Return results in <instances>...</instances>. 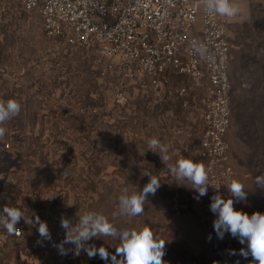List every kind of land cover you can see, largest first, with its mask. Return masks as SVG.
I'll list each match as a JSON object with an SVG mask.
<instances>
[{
    "label": "rangeland",
    "instance_id": "obj_1",
    "mask_svg": "<svg viewBox=\"0 0 264 264\" xmlns=\"http://www.w3.org/2000/svg\"><path fill=\"white\" fill-rule=\"evenodd\" d=\"M234 2L240 11L228 18L232 35L228 138L235 180L248 192L247 201L235 202L234 207L251 215L264 213V190L256 184V177L264 175V0ZM12 6L0 22V99H15L21 111L0 125L6 129L0 139L11 141L16 150L0 152V202L25 206L17 225L24 227V236L39 239L36 225L28 223L38 215L51 236L62 240V216L75 222L96 211L118 230L151 228L166 241V264H232L237 259L248 264L239 255L227 254L245 245L229 234L220 240L214 229H208L203 205L209 193L196 199L191 185H178L168 171L180 158L203 163L199 147L204 122L194 98L204 94L205 84L171 76L170 85L184 82L195 89L186 107L185 98L170 88L158 93L146 82L124 76L118 66L105 70L107 60L98 50L73 48L46 37L38 12ZM153 137L168 149V165L150 150ZM144 171L156 175L161 187L149 196L143 214L119 215V196L142 190L149 180ZM90 243L106 247L110 254L119 245L112 237L93 238ZM50 253L51 260L42 264H105L84 252H72L67 263L64 256L56 259L53 250Z\"/></svg>",
    "mask_w": 264,
    "mask_h": 264
},
{
    "label": "built area",
    "instance_id": "obj_2",
    "mask_svg": "<svg viewBox=\"0 0 264 264\" xmlns=\"http://www.w3.org/2000/svg\"><path fill=\"white\" fill-rule=\"evenodd\" d=\"M22 10L38 12L43 33L73 48L98 50L107 60L105 70L119 67L124 76L149 84L158 93L172 89L191 103L195 90L190 83L170 85L171 76H186L204 83L197 101L203 110L204 130L199 156L209 175V199L203 209L213 229L211 197L227 199V186L235 179L228 138L231 121L232 35L228 17L208 14L198 0H17ZM5 7H0V22ZM192 84V83H191ZM171 86V87H170ZM14 149L0 139V152ZM0 231L1 242L13 243L26 236ZM0 264H13L0 248Z\"/></svg>",
    "mask_w": 264,
    "mask_h": 264
},
{
    "label": "clouds",
    "instance_id": "obj_3",
    "mask_svg": "<svg viewBox=\"0 0 264 264\" xmlns=\"http://www.w3.org/2000/svg\"><path fill=\"white\" fill-rule=\"evenodd\" d=\"M198 3L208 14H218L222 17L232 18L240 11L234 0H198ZM20 111L21 105L15 99L6 101L0 99V125L19 115ZM5 132V127L0 126V138L4 137ZM148 146L153 153L159 155L164 165H168L170 160L168 149L159 139L151 138ZM168 171L178 185H184L180 182L190 184V188L198 194L196 199L207 195L210 184L204 163L191 158H180L174 165L168 166ZM142 175L149 177L142 190L130 195L125 191L119 196V215L136 217L143 214L149 196H154L161 187L158 177L150 171H144ZM256 184L259 189L264 190V175L256 177ZM227 189L229 193L227 199L217 193L211 197L209 205V210L215 216L213 229L216 236L223 240L225 234H229L232 238L238 239L241 245H245L239 249V252L235 249L228 250L229 256L239 255L247 260L248 264H264V213L257 211L249 215L234 207L235 202L247 201L248 192L240 181L233 179ZM23 215L18 208L5 205L0 211V225L9 235H18L20 229L17 225L23 219ZM28 223L37 227L38 245L52 240L47 222L42 221L38 215ZM60 226L64 230V238L58 244L54 243L53 247L61 256H67L72 252L79 255L84 252L89 258L99 256L105 264H166L164 261L166 241L154 234L147 226L139 230L127 228L118 230L104 214L96 211H88L80 215L75 222L62 216ZM101 237H112L119 241L115 254H110L104 246L97 247L90 243L93 238ZM207 239L211 240V235ZM66 245L74 247L69 248ZM216 264L220 262L217 261ZM232 264H241V261L237 259Z\"/></svg>",
    "mask_w": 264,
    "mask_h": 264
},
{
    "label": "crops",
    "instance_id": "obj_4",
    "mask_svg": "<svg viewBox=\"0 0 264 264\" xmlns=\"http://www.w3.org/2000/svg\"><path fill=\"white\" fill-rule=\"evenodd\" d=\"M12 5H15V8H21L17 2V0H14L13 2L11 0H0V7L1 6H4L5 7V11H7L8 9H10L11 7H13ZM14 8V9H15ZM22 9V8H21ZM24 11V10H23ZM231 61H232V56H231ZM194 104L196 106H199L200 110H201V115H202V118H203V110H202V107L201 105L197 102V101H194ZM3 198L5 196L9 197V195H5V194H2ZM11 197H13L14 195L13 194H10ZM8 203V202H7ZM10 207H16L19 209L18 206L16 205H8ZM4 205L3 203L0 202V211H2ZM20 210V209H19ZM3 231V233H7L6 229L3 228L2 225H0V231ZM0 237H5V235L1 236ZM31 238H27L25 237L24 239H21L19 242L17 243H12L10 241V244H11V249L9 251H7L8 249H5L8 256H10L12 259H13V262H16L17 264L19 263L20 264V261H21V264H42V263H45L46 261H48L50 259V257L48 256L52 250L53 251H57L54 250L55 248L53 247L52 244L53 243H50L48 241H46L44 244H45V248L41 249L40 251L37 249V248H34L31 244ZM50 243V245H49ZM22 245L19 247V245ZM49 245V247L47 246ZM51 245H52V248H51ZM51 254V253H50ZM21 260L19 261L18 259Z\"/></svg>",
    "mask_w": 264,
    "mask_h": 264
},
{
    "label": "trees",
    "instance_id": "obj_5",
    "mask_svg": "<svg viewBox=\"0 0 264 264\" xmlns=\"http://www.w3.org/2000/svg\"><path fill=\"white\" fill-rule=\"evenodd\" d=\"M14 151H16V150H11V151H8V152H10V153H13ZM230 155H231V150H230ZM230 160H231V156H230ZM0 162H2V160H1V158H0ZM234 172H235V169H234ZM18 207H19V209H20V211H22V213L23 214H25L26 213V208H25V206H21V204L20 205H18ZM30 238H31V244H32V246L34 247V248H37L39 251L41 250V249H43V248H45V242H43V244L42 245H38L36 242V240H34V238H35V236H30ZM61 240H59V239H55V237H52V240L51 241H48V242H50V243H59ZM2 244L0 245V248H2V249H8L7 251H9L10 249H11V244H10V239H6V240H4V241H2L1 242ZM50 243H49V245H50ZM21 246V244L19 245V247ZM47 246V245H46ZM52 246V245H51ZM48 247V246H47ZM53 253H54V255H55V257H56V259H57V257L58 258H60L61 257V255H59L58 254V251H53ZM65 258H64V262L65 263H67L70 259H71V253L69 254V255H67V256H64ZM49 260H51V259H49ZM53 262H48L47 264H52Z\"/></svg>",
    "mask_w": 264,
    "mask_h": 264
}]
</instances>
